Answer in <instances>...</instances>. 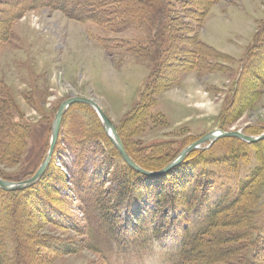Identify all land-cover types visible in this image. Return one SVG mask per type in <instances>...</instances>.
<instances>
[{
    "label": "rangeland",
    "instance_id": "obj_1",
    "mask_svg": "<svg viewBox=\"0 0 264 264\" xmlns=\"http://www.w3.org/2000/svg\"><path fill=\"white\" fill-rule=\"evenodd\" d=\"M149 5L143 16V0H119L103 10V20L108 22H79L56 10L49 0L37 6L33 0H0V171L7 180L22 181L34 175L43 152L48 151L58 108L71 97L103 106L116 127L127 122L133 134L125 139L130 150H138L140 159H148L153 148L167 156L165 162L173 160L186 146L217 130L248 136L264 132V0H151ZM155 27L160 32L157 38ZM160 41L166 47L157 50L154 46H162ZM145 101L147 108L153 104L150 116L133 128V112ZM91 119L92 112L79 107L66 113L41 187L51 188L64 199L57 207L71 212L79 230L63 231L37 220L36 215L25 216L22 201L17 206L20 210H12H18L15 216L11 213L1 222L2 227L7 222L15 225L14 219L25 223H19L17 230L12 226L9 237L7 230L0 229V241L9 244L0 255V264H16L20 252L26 264H175L180 250L177 233L165 223L164 214L161 221L159 215L157 220L148 219L144 245L131 244L126 253L120 244L105 242L109 248H100L98 233L95 241L86 236L80 204L88 184L110 170L107 177L112 182L104 188L115 191L119 173L106 145L91 141L80 146L77 138H82ZM212 147L221 165L207 183L218 181L212 192L216 195L222 189H234L264 163L263 141L247 145L221 138ZM174 173L159 181V190L180 192L179 174ZM259 195L264 204V182ZM180 198L177 194V205ZM256 200L249 194L238 206L246 210L243 218L230 213L218 219L229 226L221 230L222 239L211 244V252L239 254L238 260L218 264H243L247 254L243 238H251L247 224L254 212L264 217ZM147 203L144 193L132 210ZM31 219L29 229L26 221ZM47 240L68 241L78 252L55 254L45 245ZM91 247L105 253L100 256Z\"/></svg>",
    "mask_w": 264,
    "mask_h": 264
},
{
    "label": "trees",
    "instance_id": "obj_2",
    "mask_svg": "<svg viewBox=\"0 0 264 264\" xmlns=\"http://www.w3.org/2000/svg\"><path fill=\"white\" fill-rule=\"evenodd\" d=\"M43 1L45 0H33L35 6L43 4ZM50 1L56 10L64 12L70 19L79 22H108L103 20L106 14V11L103 10L119 0H49V2ZM150 3L151 0H143L144 7L141 12H144L147 7H150ZM145 15L146 11L143 16ZM148 21H150V19ZM135 24L140 25L137 22L132 23V25ZM158 29L159 28L156 27L154 28L155 38L160 36ZM167 32V30L164 31V38L167 37ZM159 44H162V46L159 47L156 45L154 48L160 50L166 47L162 41H160ZM159 57L160 55L158 58ZM76 107L91 111L93 114V120H89L88 128L86 131L83 130L82 134H80L82 138H77L82 141L80 146L87 145L91 141H99L103 145H106V147L110 149L109 157L116 160V166L118 165L119 171L114 179V182H116L115 191L104 188L106 183L112 182L111 178L108 180L111 176L110 170L103 171L106 172L103 177H95V179L92 180V184H88L87 195L83 197V205L80 204V211L83 214L84 221L87 223L84 229L87 237L95 241V236L98 233L100 235V248L104 246L107 247V249L109 248V245L105 244V242L110 243V246L120 244L123 245L122 249H127L123 250L126 253L129 251L131 244L138 245L139 247L144 245V241L148 238V235L144 231V226L147 225L148 219H156L157 215H159L161 221V215L164 214L165 217L163 220L165 223L169 224L177 233L176 239L178 243L176 246L179 247L180 250L175 264H202L204 262L208 263V261H210L209 264H218L239 259V254L231 252L229 254L225 253V256H220V252H211L209 247L214 241L219 242V240L222 239L220 236L221 230L229 226L225 224L226 222H219L218 219L230 213H235L236 215L241 214L243 218L246 210L244 208L238 209V206L247 199L249 194H252V196L255 195L257 198L256 201H260L258 205L264 210V204H261L262 196H257V191L264 182L263 162L252 169L250 178L239 183L234 189L232 187L225 190L222 189L220 195L212 193L215 185H218V181L207 183V179L213 180V177L217 173L216 168L221 165L220 159L218 160L215 154L216 152H213V147L208 150L193 151L188 155L184 163L171 174L163 177H147L132 170L123 162L118 151L106 137L99 119L90 107L81 104L75 105L68 113L70 114ZM152 107L153 104L147 108L145 101V104L134 110L133 117H131L134 124L133 128H135L137 122L142 120L144 116H150L149 112H151ZM143 109L148 110L145 112L146 114L144 113L142 115L141 112ZM124 123L117 127L119 135L127 152L140 167L148 171H159L172 161L169 159L165 162L167 156H163L162 153H159L160 151H155L153 148L150 150L152 153L149 155L148 159L147 157L140 159L138 156L139 152L136 148L129 149V139L125 138H127V135L133 134V130L131 129L129 131L126 125L127 122ZM13 128H18V126L13 125ZM13 136L15 137V134ZM7 138L10 143L12 141L11 137L7 136ZM227 139L247 144L238 139ZM11 144H13V142ZM11 144L9 147H11ZM161 146H165V143L159 147ZM147 150H149V147ZM46 152H43L42 158ZM11 155L14 156V154ZM9 156L10 155L6 158H9ZM50 167L47 172H49ZM173 173L179 174L180 192H170V190L166 188L162 189V191L159 190V181L167 180ZM183 173L184 176L182 175ZM107 175H109V177H107ZM0 176L7 180L1 171ZM68 177V175L63 178L58 177V181L63 182ZM45 178L46 174L37 185L23 191L5 192L0 189V229L3 231L7 230L8 237L12 226L14 230H17V227L19 228V223L22 224L25 222L23 220L20 222L18 220V222H16L17 220L14 219L15 225H11L12 223L7 222L4 223V227L1 226V222L5 221V217H11V213L15 216V213L20 210L17 206L22 201L23 206L26 208L25 216L29 214L32 216L36 215L37 217H34H36L37 220L40 219L44 224L56 226L63 231L68 229L79 230V227L73 224L72 219L74 217L70 214L71 212L68 211L70 213H67L64 209L57 207L56 203H64V199H62L59 194H55L51 188L46 190L41 188L42 184L45 182ZM8 180L15 182L20 181L14 179ZM148 184L151 186L149 188L145 187L148 186ZM75 186H77V184ZM144 193L148 196L147 205H144L141 209L136 208L135 211L132 210L136 199H142ZM177 194L181 197L178 205L176 203ZM210 200L212 202L204 209L206 203ZM16 209L18 210L13 213L12 210ZM260 215L258 211L254 212L250 224H247L248 228L251 230L249 234L251 238H243V243L247 248V254L243 257V264H261L262 258L264 261V217ZM157 219H159V217ZM167 220H171V223ZM243 222L245 221L241 223ZM26 223L29 224L30 229L32 219L26 221ZM179 223L187 224L188 226L183 228ZM32 229L33 227H31V230ZM53 240H47L45 245L55 254L64 255L78 252L76 249L75 251L73 250L71 243L68 241ZM87 244L88 242L85 243V245ZM22 245L25 244L22 243ZM259 245L261 246L260 248H258ZM91 248L100 256H103L105 253H103L100 248ZM256 248L258 249L256 250ZM8 249L9 244L2 239L0 241V255L3 252L5 254ZM22 255H24V252L18 253L16 258L20 260L18 259L15 261L16 264H26V261L24 263L21 260ZM224 257L225 260L223 259ZM8 258L9 256H7L6 259Z\"/></svg>",
    "mask_w": 264,
    "mask_h": 264
},
{
    "label": "water",
    "instance_id": "obj_3",
    "mask_svg": "<svg viewBox=\"0 0 264 264\" xmlns=\"http://www.w3.org/2000/svg\"><path fill=\"white\" fill-rule=\"evenodd\" d=\"M76 104H83L91 107L98 119L101 122V125L105 131L107 138L110 140L111 144L114 148L118 151L119 155L121 156L122 160L126 165H128L132 170L138 172L147 177H163L168 174H171L176 168H178L187 158V156L195 151L202 148V145L209 143L208 147H211L217 140L221 138H233L243 141L247 144H257L264 141V132L258 136H248L241 131H222L217 130L212 133L205 135L204 137L200 138L199 140L191 143L187 147H185L176 158H174L167 166L159 171H148L140 167L129 155L127 152L124 143L121 137L118 134L117 127L109 118V116L102 110V108L95 103L94 101L84 98V97H71L64 102H62L58 108V111L55 115V119L52 123L51 128V139L49 148L47 151L46 156L44 157L40 167L36 171V173L29 179L21 181V182H11L6 181L0 177V189L6 192H14V191H21L36 185L41 179L44 177L52 159L53 155L59 141L60 131L62 128L63 118L66 112L69 110L70 107Z\"/></svg>",
    "mask_w": 264,
    "mask_h": 264
},
{
    "label": "crops",
    "instance_id": "obj_4",
    "mask_svg": "<svg viewBox=\"0 0 264 264\" xmlns=\"http://www.w3.org/2000/svg\"><path fill=\"white\" fill-rule=\"evenodd\" d=\"M102 108H103V110H104V107L103 106H101ZM107 115L109 116V117H111L108 113H107ZM111 119H113V118H111Z\"/></svg>",
    "mask_w": 264,
    "mask_h": 264
},
{
    "label": "bare ground",
    "instance_id": "obj_5",
    "mask_svg": "<svg viewBox=\"0 0 264 264\" xmlns=\"http://www.w3.org/2000/svg\"><path fill=\"white\" fill-rule=\"evenodd\" d=\"M119 134V133H118ZM120 136V135H119Z\"/></svg>",
    "mask_w": 264,
    "mask_h": 264
}]
</instances>
